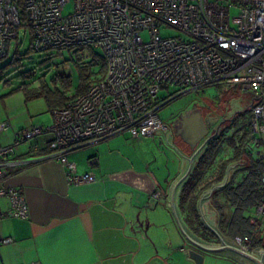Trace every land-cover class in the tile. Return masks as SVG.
<instances>
[{"label": "built area", "instance_id": "1", "mask_svg": "<svg viewBox=\"0 0 264 264\" xmlns=\"http://www.w3.org/2000/svg\"><path fill=\"white\" fill-rule=\"evenodd\" d=\"M68 3L73 9L64 13ZM20 26L27 27L37 53L100 49L106 72L66 105L52 108L48 127L18 130L10 143L0 144V197L9 202L0 218L28 217L23 189L6 183L10 170L27 163L16 156L21 144L50 131L40 159L59 162L67 185L90 182L95 177L79 174L68 154L124 132L140 138L166 130L158 111L170 100L156 101L163 90L230 85L254 92L245 153L264 157L258 149L264 144V0H0V59ZM8 129L9 121H0V136ZM151 198L160 199V192ZM250 221L264 226V202ZM254 235L234 236V244L250 252ZM10 242L0 238V246Z\"/></svg>", "mask_w": 264, "mask_h": 264}, {"label": "crops", "instance_id": "2", "mask_svg": "<svg viewBox=\"0 0 264 264\" xmlns=\"http://www.w3.org/2000/svg\"><path fill=\"white\" fill-rule=\"evenodd\" d=\"M216 87L228 94L238 89L230 85ZM248 92L246 112L255 97L254 92ZM200 111L210 126V134L227 128L225 137L229 136L206 154L213 137L210 138L195 156L193 165L202 153L207 156L205 183L214 168L235 153L238 133L234 132L238 127L232 128L231 124L238 118V111ZM49 124V119L42 123ZM33 125L28 121L9 123L10 128L0 136V144L10 143L18 130ZM164 131L152 160L136 154L129 144H143L147 141L143 138L150 136L133 138L127 132L71 151L68 158L76 163L77 172L95 177L76 185H67L59 162L40 159L52 137L50 131L21 144L16 156L27 163L10 170L6 183L23 189L28 217L0 218V238L11 239L0 246L2 264H195L189 258L190 248L203 255L204 263L210 257H223L236 264H254L222 248L223 243L235 245L228 224L238 211V195L231 199L227 188L238 190V162L232 161L223 179L201 195L197 205L207 229L197 231L187 223L180 204L182 183L187 176L183 180L182 177L191 152L189 138L186 132L181 135L179 124ZM156 191L160 192V199L154 201L151 196ZM173 203L186 233L216 250L206 252L186 239L175 218ZM8 207V199L0 197V211ZM243 212L254 215L253 208ZM257 233L264 235V226ZM260 249L256 245L249 253L258 255Z\"/></svg>", "mask_w": 264, "mask_h": 264}, {"label": "rangeland", "instance_id": "3", "mask_svg": "<svg viewBox=\"0 0 264 264\" xmlns=\"http://www.w3.org/2000/svg\"><path fill=\"white\" fill-rule=\"evenodd\" d=\"M72 9L73 5L68 3L64 7V13L71 12ZM143 36L146 38L145 35ZM29 48L30 37L27 27L20 26L18 28V37L11 40L7 55L0 59V69L3 68V70L0 71V121H9L10 125L14 124L16 121L19 123L28 121L35 123V125H42V123H46L48 119L51 124L52 116L46 106L45 100L43 98H27L29 96L28 94L41 90L43 85H47L52 89H62V82H67L69 86L67 94L70 95L81 83V76L83 75L82 68L90 66L92 74L89 75L86 80L88 83L95 81L99 76V66L90 62L92 57L88 50L89 47L87 46L82 50H78V53L75 52L77 49L68 50L66 48L61 51L60 55H56L54 51L45 53L30 52ZM92 49L95 53L102 56L100 49ZM16 50L18 51L17 53ZM15 53L21 58V67L18 68H14L11 64ZM50 53L54 54H52L53 57L46 59L51 56ZM30 69L34 70V78L36 79L31 78L23 81V79L17 77L19 73ZM22 82L25 83L26 91L16 90L10 92ZM216 86L184 93L172 91L170 89L161 91L156 101L158 103H163L167 100L170 101H167L159 109V118L167 128H170V126L174 125L175 117H178L179 114L188 110L196 109L206 112L207 109L215 108L222 113L227 111L234 113L238 111V118L232 122L231 127H238V129L243 132L247 128L249 122L248 112L245 111L248 104L249 92L238 88L235 89L236 93L231 92L228 94ZM249 114L251 117V112H249ZM49 125L43 126L48 127ZM163 132L165 131L159 130L150 137H142L143 140H147L143 144L134 146L133 143L129 142V144H131L130 148L145 159L152 160L155 153H157V146L160 144V136ZM258 149L264 154V144ZM206 261V263L203 262L202 264H236L234 261L223 257H221V259L210 257V259Z\"/></svg>", "mask_w": 264, "mask_h": 264}, {"label": "trees", "instance_id": "4", "mask_svg": "<svg viewBox=\"0 0 264 264\" xmlns=\"http://www.w3.org/2000/svg\"><path fill=\"white\" fill-rule=\"evenodd\" d=\"M85 46L80 47H69V49H77L82 50ZM89 47V46H87ZM62 49H57L55 52L56 55H60ZM66 49V48H65ZM30 52H34L32 48H29ZM89 53L92 57L90 62L97 64L99 66L98 68V77L95 81L101 79L105 72H106V63L103 56H100L99 54L95 53L91 47H89ZM18 51L16 50V53ZM15 53V56L13 60L11 61V64L14 68L21 67V58H19V55L17 56ZM78 53V52H77ZM53 53H50L51 56L47 57L46 59H50L53 57ZM89 62V63H90ZM85 67V66H84ZM87 68H82L83 75L81 76V83L74 89V91L68 95L67 90L69 89L67 82L63 83V88H50L47 85H43L41 90L36 91L32 94H28L29 97L33 98H43L46 102V106L48 110L51 111L52 108L55 107H62L66 105V103L71 100L72 98L76 97L77 95L85 92L88 87L94 83L87 82L89 75L92 74V71L90 70V66H86ZM0 69V71H2ZM88 73V74H87ZM19 78L23 79V81L27 79H31L35 77L34 70H28L24 71L18 74ZM36 79V78H34ZM47 86V87H46ZM16 90H24L25 89V83H21L18 87H15L12 89V91ZM9 92V93H10ZM27 94V92H26ZM27 96V95H26ZM248 112V120H250V108L247 110ZM227 132V128L221 130L215 136H213V139L208 143V148L206 149V154L212 153L213 147L218 146V142L221 139L228 138L225 137V133ZM234 135H237L238 133V144L235 148V153L233 156L220 163L219 166L214 168V172L211 175V179H207L204 183V175L207 170V168H204L205 164H207V156L205 154H201L199 158L194 163L191 171L185 178V180L182 183V189H181V196H180V204L182 206V209L186 212V220L187 223L190 224L191 227L195 228L197 231L199 229H207L204 225V222L202 221L200 211L198 209V201L201 197V195L208 190L210 187H212L214 184H218L224 177V174L227 167L232 161L238 162V176L240 177L238 179V190L234 192L233 188H227V190L231 193V199L234 200L235 196L238 195V211L234 212L232 220L229 222L228 226V233L234 236L237 235H245V234H253L255 231L258 232L259 225L258 224H252L251 223V215H245L244 210L246 209H255L256 206H258L260 203L264 202V183H262L261 180V174L264 172V157L261 158H253L251 155L245 153V146L246 143L251 135V128L250 124L248 122L247 128L241 132L239 129H237ZM231 138V135H230ZM229 138V139H230ZM234 136L232 135V139ZM213 160V159H212ZM235 194V195H233ZM234 197V198H233ZM232 200V201H233ZM255 236V235H254ZM264 236V235H262ZM260 237V235H256L254 237L253 241V247L258 245V247L262 246V240H264V237Z\"/></svg>", "mask_w": 264, "mask_h": 264}, {"label": "water", "instance_id": "5", "mask_svg": "<svg viewBox=\"0 0 264 264\" xmlns=\"http://www.w3.org/2000/svg\"><path fill=\"white\" fill-rule=\"evenodd\" d=\"M174 124H179V128H182L187 134L188 136V140L187 143L189 145V148L191 150L190 152V158H189V166L184 174V176L182 177V180L189 174L192 165H193V160L195 158V156L201 151V149L204 147V145L206 144V142L212 138L213 136H215V134L217 133V131L215 130L214 134H210V126L208 125L206 119L202 116V113L200 110H190V111H186L184 113H181L178 115V117L176 119H174ZM231 168H228V171ZM228 171L226 173L225 179H227L228 177ZM173 206V212L175 215V218L178 222V225L180 227V230L182 231V233L185 235L186 239L193 245L201 248L202 250L206 251V252H210V251H214L217 248L215 247H211V246H206L203 245L202 243L195 241L192 237H190L186 231L184 230L183 226L181 225V222L179 220V217L175 211L174 208V203L172 204ZM200 209V207H199ZM222 248H226L228 250H231L235 253H237L238 255L254 262L255 264H264V240H262V246L260 249V252L258 253V255H254L252 253H249L247 251H243L241 250L239 247L235 246V245H230V244H226L223 243L222 244ZM189 254V258L192 259L194 261L195 264H202L203 262V255L198 252L195 249L190 248L188 251Z\"/></svg>", "mask_w": 264, "mask_h": 264}, {"label": "flooded vegetation", "instance_id": "6", "mask_svg": "<svg viewBox=\"0 0 264 264\" xmlns=\"http://www.w3.org/2000/svg\"><path fill=\"white\" fill-rule=\"evenodd\" d=\"M176 119V118H175ZM176 130H175V132L177 131V129L178 128H175ZM179 129H181V128H179ZM185 134V131L182 129V132H181V135L183 136ZM255 264V263H254Z\"/></svg>", "mask_w": 264, "mask_h": 264}]
</instances>
